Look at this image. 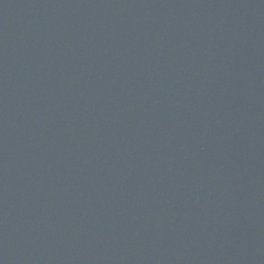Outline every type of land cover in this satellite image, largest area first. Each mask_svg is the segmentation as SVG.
<instances>
[{"label": "water", "instance_id": "95a60500", "mask_svg": "<svg viewBox=\"0 0 264 264\" xmlns=\"http://www.w3.org/2000/svg\"><path fill=\"white\" fill-rule=\"evenodd\" d=\"M0 264H264V0H0Z\"/></svg>", "mask_w": 264, "mask_h": 264}]
</instances>
